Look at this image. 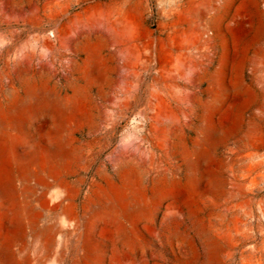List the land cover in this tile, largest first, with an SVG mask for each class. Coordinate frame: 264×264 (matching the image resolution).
<instances>
[{
	"label": "rangeland",
	"instance_id": "1",
	"mask_svg": "<svg viewBox=\"0 0 264 264\" xmlns=\"http://www.w3.org/2000/svg\"><path fill=\"white\" fill-rule=\"evenodd\" d=\"M0 264H264V0H0Z\"/></svg>",
	"mask_w": 264,
	"mask_h": 264
},
{
	"label": "bare ground",
	"instance_id": "2",
	"mask_svg": "<svg viewBox=\"0 0 264 264\" xmlns=\"http://www.w3.org/2000/svg\"><path fill=\"white\" fill-rule=\"evenodd\" d=\"M205 32H208V29L207 27L204 28ZM97 63V62H96ZM42 89L40 88H37L36 86H33V85H30L28 84L27 86V93L29 95V97H35V95ZM15 99V98H14ZM33 100V98H32ZM56 104L65 108L67 107L68 105H71V102L69 100H63V99H57L56 101ZM6 173V171H5ZM119 174L121 175V177L123 178V180L131 186L132 184V181L134 178V174H135V169L131 166H128V167H125L123 168L122 170L120 169V172ZM7 176V175H6ZM6 178V177H5ZM4 178V179H5ZM115 184V183H114ZM113 184V181L112 183H109L108 185V188L107 190H102L101 193L105 196H114V197H118V198H121L123 199V197L121 196L123 193H124V189L120 186H117V185H114ZM126 184V185H127ZM127 187V186H126ZM138 188V187H137ZM130 191V190H129ZM129 194V193H128ZM131 196V195H130ZM135 199V197H132ZM131 199V198H130ZM138 199V198H137ZM143 199V198H142ZM132 200V199H131ZM130 200V201H131ZM115 202V201H114Z\"/></svg>",
	"mask_w": 264,
	"mask_h": 264
}]
</instances>
